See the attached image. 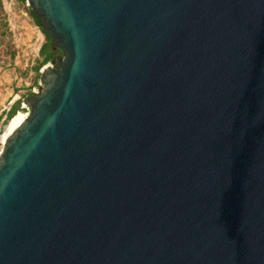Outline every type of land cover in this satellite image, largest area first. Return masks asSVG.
Listing matches in <instances>:
<instances>
[{
    "label": "water",
    "instance_id": "95a60500",
    "mask_svg": "<svg viewBox=\"0 0 264 264\" xmlns=\"http://www.w3.org/2000/svg\"><path fill=\"white\" fill-rule=\"evenodd\" d=\"M26 3L0 264H264V0Z\"/></svg>",
    "mask_w": 264,
    "mask_h": 264
},
{
    "label": "rangeland",
    "instance_id": "374dc122",
    "mask_svg": "<svg viewBox=\"0 0 264 264\" xmlns=\"http://www.w3.org/2000/svg\"><path fill=\"white\" fill-rule=\"evenodd\" d=\"M2 16L7 22L12 37V45L17 50L15 58L0 53V108L16 94L22 99L37 86L39 72L37 67L43 60L40 55L46 35L37 26L28 11L26 2L0 0ZM2 47V46H0Z\"/></svg>",
    "mask_w": 264,
    "mask_h": 264
},
{
    "label": "trees",
    "instance_id": "16d2710c",
    "mask_svg": "<svg viewBox=\"0 0 264 264\" xmlns=\"http://www.w3.org/2000/svg\"><path fill=\"white\" fill-rule=\"evenodd\" d=\"M18 1L26 2V0H18ZM27 9L29 13L31 14V16L34 18L37 26H39L36 17L31 12V9L29 7ZM2 14H3V9L0 3V46H2L0 47V53L9 55L10 57L15 58L17 55V50L12 45L11 33L9 32L7 22L2 16ZM51 54L53 53L51 51V48L49 47L48 38H47V41L42 45V48L40 51V55L43 56V60L42 62H40V65L37 67L38 72L40 71V68L49 60ZM20 109H21V101H18L13 105L10 117L15 115Z\"/></svg>",
    "mask_w": 264,
    "mask_h": 264
},
{
    "label": "built area",
    "instance_id": "2783aa9c",
    "mask_svg": "<svg viewBox=\"0 0 264 264\" xmlns=\"http://www.w3.org/2000/svg\"><path fill=\"white\" fill-rule=\"evenodd\" d=\"M35 87L36 86H32L30 91L35 89ZM11 103H12V101L8 105H3L0 108V152H1V149L4 145V132L6 130V126L9 122V120L11 119L10 114H11L12 107H13V105ZM25 111H26V109L21 105V109L18 112L24 113Z\"/></svg>",
    "mask_w": 264,
    "mask_h": 264
},
{
    "label": "bare ground",
    "instance_id": "6f19581e",
    "mask_svg": "<svg viewBox=\"0 0 264 264\" xmlns=\"http://www.w3.org/2000/svg\"><path fill=\"white\" fill-rule=\"evenodd\" d=\"M25 114L23 112H18L11 117L9 120L6 130L4 132V140L9 136V134L21 123Z\"/></svg>",
    "mask_w": 264,
    "mask_h": 264
},
{
    "label": "crops",
    "instance_id": "0c3cea01",
    "mask_svg": "<svg viewBox=\"0 0 264 264\" xmlns=\"http://www.w3.org/2000/svg\"><path fill=\"white\" fill-rule=\"evenodd\" d=\"M12 101V105H14L16 102L21 101V95L20 94H16L15 96H13V98L8 102V104ZM7 105V104H6Z\"/></svg>",
    "mask_w": 264,
    "mask_h": 264
}]
</instances>
